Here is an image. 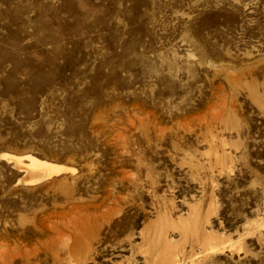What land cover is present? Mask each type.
<instances>
[{"label": "rangeland", "instance_id": "374dc122", "mask_svg": "<svg viewBox=\"0 0 264 264\" xmlns=\"http://www.w3.org/2000/svg\"><path fill=\"white\" fill-rule=\"evenodd\" d=\"M170 252L264 264V0H0V264Z\"/></svg>", "mask_w": 264, "mask_h": 264}, {"label": "bare ground", "instance_id": "6f19581e", "mask_svg": "<svg viewBox=\"0 0 264 264\" xmlns=\"http://www.w3.org/2000/svg\"><path fill=\"white\" fill-rule=\"evenodd\" d=\"M6 158H8L9 160H14L18 169L25 173L24 183L27 185H37L54 177H58L66 173H73L76 171L75 169L66 167L64 165H57L46 161L38 160L32 156H8ZM191 225L192 223L190 222H184L182 224V227L185 231H187L189 230ZM194 230L195 231L193 233L197 234L196 229ZM203 245L206 252H209L210 254L217 253L220 250L218 241L212 237L208 238L203 243ZM166 260L169 262V264H178L179 261L178 255H175L172 252H170L166 256Z\"/></svg>", "mask_w": 264, "mask_h": 264}]
</instances>
